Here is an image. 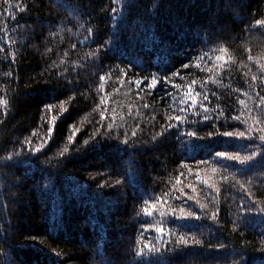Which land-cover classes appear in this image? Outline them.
Masks as SVG:
<instances>
[{
    "label": "trees",
    "instance_id": "1",
    "mask_svg": "<svg viewBox=\"0 0 264 264\" xmlns=\"http://www.w3.org/2000/svg\"><path fill=\"white\" fill-rule=\"evenodd\" d=\"M8 3L24 11L6 10L0 0V99L7 102L0 105V264H240L239 253L248 264H260L264 214L253 215L246 206L251 200L264 206V168L245 172L247 166L234 164L223 173L228 181L218 172L215 201L193 174L205 167L199 160L211 161L222 150H245L249 142L215 136L195 140L179 136L175 128L158 141L152 137L166 123L165 111L172 114L168 94L177 100L182 95L172 83L195 79V90L210 96L209 106L219 105L229 116L239 114V99L250 107L259 104L264 96V71L258 66L264 64V25L256 21L264 20V0ZM114 7L123 8L115 17ZM109 40L115 45L104 47ZM196 62L201 69L182 67ZM176 71L183 79L172 77ZM153 75L161 82L149 90ZM136 79L144 81L139 88L129 83ZM53 117L55 131L49 139ZM109 123L114 125L111 133ZM193 128L201 137L213 131L187 124L179 131ZM72 131L78 133L75 143L68 140ZM125 132L129 146L120 143ZM29 141L32 147L47 143L32 155ZM65 147L68 152L60 156ZM9 155L12 161L6 159ZM177 176L189 195L186 185L196 184L195 195L207 205L202 216L218 209V222L165 217L163 227L172 235L160 244L154 231L160 217H145L144 201L161 197L178 208ZM187 204L200 211L192 201ZM179 234L187 235V246L176 243ZM192 237L201 243L193 244ZM145 244L160 250L149 251Z\"/></svg>",
    "mask_w": 264,
    "mask_h": 264
},
{
    "label": "snow or ice",
    "instance_id": "2",
    "mask_svg": "<svg viewBox=\"0 0 264 264\" xmlns=\"http://www.w3.org/2000/svg\"><path fill=\"white\" fill-rule=\"evenodd\" d=\"M5 4H7V9H13V8H19L20 11H24V8L20 7L19 4H10L8 3V0H4ZM114 4H119L120 0H113ZM123 11V8H117L114 7L112 9L113 16L115 17L117 14L121 13ZM8 15L12 16V12L8 11ZM13 19L15 17H12ZM257 25H264V20H257ZM86 31H91L90 29H86ZM113 36L118 37L119 33H113ZM115 45L114 40H109L105 43L104 47L110 48ZM75 47V46H74ZM99 51V50H98ZM222 51H226V49H222ZM93 56L96 54L93 53ZM204 57H198L197 61L203 60ZM222 57L217 56L216 60L220 61ZM249 61L253 59L251 55L248 57ZM190 66H194L197 69H201V64L199 62H196L194 65H190L188 63L183 64L182 67L187 69ZM259 68L264 71V64H259ZM211 71V69H209ZM122 75L126 76L127 73L123 72ZM172 77H181V74L179 71H176L172 73ZM101 81L105 79V77L102 75L100 77ZM146 79V78H145ZM162 80L165 83H171L172 80L170 77H163ZM252 80L256 81L257 76L253 75ZM161 81L157 79L155 75L152 76L151 80L147 83V88L149 90H155L157 85ZM216 82V81H214ZM123 83V81H121ZM129 83H135L137 88H139L144 81L141 79H136L135 81H130ZM197 84V81L195 79H192L189 83L186 85H180L172 83V87L176 89L179 92H182V95L179 96V99H176L175 94L169 93L168 95L171 96L172 101L174 102V107L172 108V114L165 111L164 116L166 117V123L161 125V129L158 133H156L152 140L158 141V138L163 137L166 133H170L173 128L177 129L179 136H187L189 138H194L195 140L205 139V138H212V137H222V138H228L236 141H246L249 142L245 146V150L230 152L228 150H222L215 152L213 158L211 161L208 159H202L199 160L197 163L198 165H204L205 167L203 169H200L199 167L197 170L193 173L196 178V184L203 185L205 189L208 190V195L211 196V199L215 201V195L216 193H219L220 187L218 186V182L215 179V175L219 172L221 173L223 180L228 181V176L223 175L224 172H226L229 168L233 167L234 164H239L242 166H247L245 169V172L248 170H251L252 168H264V96H259V104L256 105V107H250L245 99H239L238 103L240 108L237 109L239 114L234 115H227L225 109H221L219 105L216 107L209 106L208 102L210 100V96L207 94V92L203 91H196L195 85ZM104 85L101 84V88H103ZM201 89L205 88V84L202 82L200 84ZM213 95H215L213 93ZM244 95H250V93H244ZM106 99V98H105ZM105 99L101 100V103H105ZM6 101L0 99V105H6ZM143 107L145 109H148L150 106L145 103L143 104ZM46 108L51 109V105H46ZM61 111H66V109L61 106ZM101 121L105 120L106 117L104 115V112H101ZM153 120H155V116L152 117ZM251 121V123H249ZM55 123L56 118H52V122L50 123L48 127V138L50 139L52 134L55 131ZM190 125V126H197V125H203L205 127H212L213 131H209L206 135V137H201L198 134V130H185V131H179L182 125ZM244 125L243 129L239 127V125ZM101 127H103V124H101ZM113 123H109L107 125L108 133H111L113 130ZM139 125H137V128ZM231 128V130H229ZM78 133L76 131H72V134L68 137V140L70 143H75V137ZM131 136L135 138L137 136V131L133 130L131 132ZM119 140V137H117ZM91 140L94 141V135L91 138ZM29 145V153L32 155H35L36 153H41L47 143V141H41L40 144H38L35 147H32L31 142H27ZM90 143V140H85L84 144L88 145ZM122 145L129 146L130 141L128 138V133L125 132L123 140L120 141ZM68 148L65 147L63 150L59 152L60 156H63L66 152H68ZM244 154H241V153ZM14 155L19 156L20 153H15ZM7 160L12 161L13 155H9ZM211 164V167L209 168L208 165ZM182 168H188L189 172L192 173V169L189 168L187 163L181 164ZM181 176L183 173L181 172ZM107 183V181L105 182ZM119 183V181H117ZM196 184L188 183L186 185L187 189L193 193V195H189L185 191V186L182 184V181L180 179V176L176 177L175 184L173 185V189L178 191L179 195L175 197L176 200L181 201V204L178 208H173L170 206H167V201L161 197H157L154 200H145V207L143 208V213L145 217H152L154 213H158V216L160 217L159 223L154 226V231L158 234V237L160 239V244H165L168 241L164 240L163 237L165 236H171L172 232L169 229L167 232L165 231V228L163 227V222L165 217H171L173 220L177 221H188V220H201L202 218H208L211 219L214 222H218V214L219 210L212 211L210 217H203L202 213L204 209L207 207L206 204L201 203V201L198 199V197L195 195L197 192ZM105 184H100L98 187H104ZM235 186V185H233ZM243 188L244 186L241 185ZM165 196H168V193L164 194ZM206 198H208L206 196ZM249 199H251V193H249ZM188 201H192L200 210L199 212L194 211L191 209V207L187 204ZM162 205H165L162 207ZM244 205L242 204V207ZM249 213L255 214H264V206H261L259 203H257L254 200H251V202L246 206ZM253 208H255V211L253 212ZM147 230V227L145 228ZM177 244H183L187 246L189 244V238L186 234H179L176 239ZM192 243L193 244H200L201 241L198 239H195V237H192ZM144 247L148 248L149 251H159V247H152L149 244H145ZM220 248H223L224 245H220ZM261 252H264V247L260 249ZM143 250L141 249L140 252L137 253V255H142ZM57 255H59L57 253ZM241 256L240 264H248L247 259H244V254L239 253ZM260 264H264V257H261Z\"/></svg>",
    "mask_w": 264,
    "mask_h": 264
}]
</instances>
